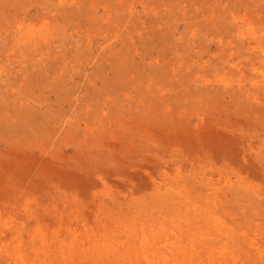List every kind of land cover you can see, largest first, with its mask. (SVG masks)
Masks as SVG:
<instances>
[{
    "label": "rangeland",
    "instance_id": "obj_1",
    "mask_svg": "<svg viewBox=\"0 0 264 264\" xmlns=\"http://www.w3.org/2000/svg\"><path fill=\"white\" fill-rule=\"evenodd\" d=\"M0 264H264V0H0Z\"/></svg>",
    "mask_w": 264,
    "mask_h": 264
},
{
    "label": "bare ground",
    "instance_id": "obj_2",
    "mask_svg": "<svg viewBox=\"0 0 264 264\" xmlns=\"http://www.w3.org/2000/svg\"><path fill=\"white\" fill-rule=\"evenodd\" d=\"M220 99V98H219Z\"/></svg>",
    "mask_w": 264,
    "mask_h": 264
}]
</instances>
